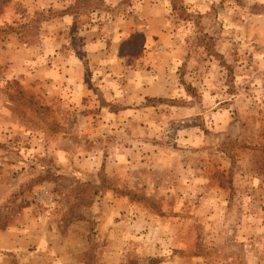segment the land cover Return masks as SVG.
<instances>
[{"label": "rangeland", "instance_id": "1", "mask_svg": "<svg viewBox=\"0 0 264 264\" xmlns=\"http://www.w3.org/2000/svg\"><path fill=\"white\" fill-rule=\"evenodd\" d=\"M0 264H264V0H0Z\"/></svg>", "mask_w": 264, "mask_h": 264}]
</instances>
